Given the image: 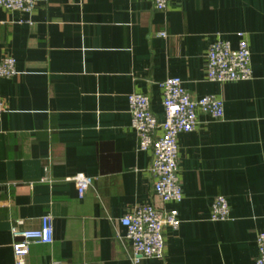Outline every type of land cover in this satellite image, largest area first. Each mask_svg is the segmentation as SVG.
Returning a JSON list of instances; mask_svg holds the SVG:
<instances>
[{
    "label": "crops",
    "instance_id": "0c3cea01",
    "mask_svg": "<svg viewBox=\"0 0 264 264\" xmlns=\"http://www.w3.org/2000/svg\"><path fill=\"white\" fill-rule=\"evenodd\" d=\"M244 31L248 79L205 75L216 37L233 46ZM165 31V35L160 32ZM0 264H13L10 228L37 227L51 215L49 243L32 242L25 264H256L264 229V0H37L32 11L0 6ZM181 77L193 97L215 93L223 116L199 112L177 136L183 196L153 189L151 152L137 147L127 94H148L164 118L159 82ZM159 131V129H158ZM93 179L78 197L72 176ZM223 194L229 217L210 219ZM141 203L176 208L162 257L132 260L118 217ZM22 219V223H17Z\"/></svg>",
    "mask_w": 264,
    "mask_h": 264
},
{
    "label": "built area",
    "instance_id": "2783aa9c",
    "mask_svg": "<svg viewBox=\"0 0 264 264\" xmlns=\"http://www.w3.org/2000/svg\"><path fill=\"white\" fill-rule=\"evenodd\" d=\"M37 0H0L7 9H22L31 12ZM157 9H164L170 0H152ZM165 35V31L160 32ZM235 46L223 37L214 38L206 51L205 75L209 80L227 81L248 79L252 75L250 48L244 31H237ZM16 60L12 55L0 58V76H11L16 71ZM162 89L164 118L158 120L151 109L148 94L131 91L127 94L130 124L135 129L137 147L151 152L149 171L154 176V192L163 201H180L183 196L178 174L177 136L182 131L192 130L198 113L204 112L213 118L223 116V99L215 93L193 97L178 75H168L159 82ZM5 110L4 98L0 95V115ZM159 129V131H158ZM78 197H82L93 177L83 172L72 176ZM210 219L224 220L229 217L227 198L218 193L210 204ZM126 227V236L132 244V260L142 257H162L165 251L164 229L176 228L180 223L178 210L174 207H158L153 203L135 205L131 211L118 217ZM17 223H22L18 219ZM13 264H25V257L32 242L49 243L53 240L51 215L44 213L37 227L20 228L12 225ZM256 264H264V229L256 234Z\"/></svg>",
    "mask_w": 264,
    "mask_h": 264
}]
</instances>
